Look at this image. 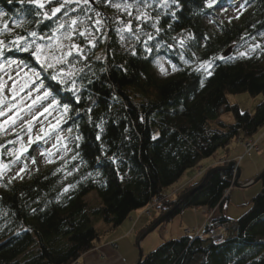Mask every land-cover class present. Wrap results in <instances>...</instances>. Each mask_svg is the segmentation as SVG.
Returning <instances> with one entry per match:
<instances>
[{"label":"trees","instance_id":"trees-1","mask_svg":"<svg viewBox=\"0 0 264 264\" xmlns=\"http://www.w3.org/2000/svg\"><path fill=\"white\" fill-rule=\"evenodd\" d=\"M31 1L0 0V61L39 72L45 66L35 50L56 21L43 18ZM236 1L143 0L152 2L150 15L158 31L129 47L107 36L80 61L71 89L52 80L50 71L37 76L38 86L63 110L62 122L72 140L52 166L18 181L0 179V264L78 263L102 242L95 220L113 230L132 213L149 209L151 219L138 231V242L210 170L233 161L219 160L170 196L188 170L218 150L228 151L239 136L243 142L257 141L264 127V0H240L235 20L215 28L205 24L216 8ZM151 25L147 22L144 31L150 32ZM179 37L189 41L178 47ZM238 48L245 54L237 55ZM158 56L175 67L164 79L153 73ZM206 63L209 70L203 69ZM244 93L262 96L252 113L227 101V95ZM225 112L232 113L233 124L220 121ZM4 140L0 136L2 150L7 148ZM243 155L244 150L237 158ZM235 177L232 171L212 172L163 222L186 210L215 212L206 214L205 222L210 217L213 227L224 228L221 241L183 234L164 240L138 264H264V176L249 209L233 220L227 206ZM93 192L100 203L92 207L86 198Z\"/></svg>","mask_w":264,"mask_h":264},{"label":"rangeland","instance_id":"rangeland-1","mask_svg":"<svg viewBox=\"0 0 264 264\" xmlns=\"http://www.w3.org/2000/svg\"><path fill=\"white\" fill-rule=\"evenodd\" d=\"M31 2L41 10L43 18L55 19L56 22L54 31L48 37L41 39L39 46L35 50L37 61L41 65L43 64L45 68H39V72H35L17 62L8 61L2 63L0 61V136L6 141L4 145H7L5 150H2V146H0V179H4L7 182L18 181L32 172L52 166L70 148L72 138H70L68 130L64 128L65 124L62 122L63 110L61 109L60 112L55 99L51 98V94L41 86H38L36 82L37 76H40V74L48 75L47 72L50 71L52 80L57 81L66 89H71L73 84L70 80L77 76L81 69L80 67H82L80 61L85 59L86 53L90 49L93 50V48L96 49L103 45L107 36H116L129 47L130 42L146 37L148 33L158 31L157 21L150 15L152 2L143 3V0L140 2L92 0V3L89 0H87V3H85V0H32ZM240 3V0H237L234 6L216 8L212 19H205L206 26L215 28L219 23L235 20L240 13ZM39 4H43V8L39 7ZM54 8H60V11L55 15L52 14ZM97 20L100 21V24L96 23ZM147 22L152 24L150 32L144 31ZM1 36L2 30L0 28V51L3 50L4 45ZM18 41L27 47L26 41ZM188 41V38L179 37L177 46L179 47ZM73 45L77 47H73ZM87 47L88 50H86ZM237 52V55L245 54L242 48H238ZM48 65H51V67H48ZM210 67V63L203 65L204 70H209ZM174 71L175 67L163 56L155 58L153 73L156 78L164 79ZM261 100L262 96L251 97L246 93L227 95L229 104H237L241 112H254L256 105ZM220 121L228 125L233 124L232 113L225 112L221 114ZM263 133L264 127L259 131L256 138L259 137L260 140V135ZM243 150V146L235 142L228 151L218 150L213 157L202 161L201 165L204 166L207 162L224 156L226 152H229L230 156L234 152L238 154L243 152ZM259 152L260 148L258 152L252 153L251 156L243 157L244 160L239 163V168L242 169L238 179L239 185L246 186L251 182H246L244 175L251 168L250 160L256 158ZM233 171L235 170L232 169V173ZM193 173V169L188 170L181 180L185 179L187 174L192 175ZM236 174L237 172H235L234 176ZM245 186L236 188L233 185L230 190L231 199L227 206V214L230 219L236 220L242 216L249 209L251 200L261 189L260 182ZM175 188L176 186L168 192L172 197L178 193ZM86 202L92 207L98 206L100 203L94 192L87 196ZM204 212L209 216L215 213L209 211L207 213L206 210ZM199 213L201 215V211ZM149 219H151V214L147 216L142 211L140 213H132L122 225L113 230H109L100 220H95L93 226L105 241L114 239L115 235L113 233L118 231L119 234L124 236V241L118 240L120 255L124 254L123 247L127 244L134 249L136 260H138L140 252L145 256L152 250L146 249L147 245L144 241L158 238V243L162 242L165 239L162 228L171 222L170 220L166 224H161L151 233L144 235L145 237H141L138 243L137 231L140 228L139 226ZM209 220L210 217L206 219V222L204 220L202 225H206L204 229H210L211 231H206L202 234V226L201 228L193 229H198L199 235L197 237L218 243L222 237L218 236V234L223 233L225 237V230L222 227H213ZM129 229L132 231H129ZM133 231L135 234L137 233L136 236L130 235ZM183 233L185 234V230ZM209 234L210 236H208ZM214 235L216 237L213 238ZM143 242L144 248L141 245ZM113 245L115 244H110V247L116 249L117 247L113 248Z\"/></svg>","mask_w":264,"mask_h":264},{"label":"crops","instance_id":"crops-1","mask_svg":"<svg viewBox=\"0 0 264 264\" xmlns=\"http://www.w3.org/2000/svg\"><path fill=\"white\" fill-rule=\"evenodd\" d=\"M263 135V137H262ZM261 139L259 140V137L256 138L258 140L260 152L258 153L259 155L256 158H252L250 160L251 163V168L245 173L244 177L246 178V181H249L259 175L263 170H264V133L260 135ZM243 152L236 154L234 152L229 156V152H226L224 156H221L217 159H214L213 161L207 162L204 166L201 165L197 169H193V174L188 175L185 177V179L179 181L175 186V191H180L186 186L195 183L199 178L204 174V172L211 167H214L215 164L221 160V159H232L230 161H233L238 157V155H242ZM229 156V157H228ZM244 160V159H243ZM204 168V169H203ZM239 168V166H238ZM203 169V170H201ZM198 170L201 172L199 173ZM240 174L242 173V169L239 168ZM251 177V178H250ZM245 183V182H243ZM174 186V187H175ZM231 199V195L229 197V201ZM206 214H198V215H193L191 214L190 210H186L182 212L181 214L177 215V217L173 218L169 224L166 225V227L162 228L164 231V240L172 239V238H178L182 236L184 233L183 231L186 229H193V228H201L203 221L206 218ZM228 216V214H227ZM200 217V218H199ZM149 221V220H148ZM148 221H144V223L139 226L140 228L138 229L141 230L145 225H147ZM137 223V222H136ZM131 229H129L130 231ZM132 231V230H131ZM137 231V233H138ZM135 234L134 231L132 232V235H137ZM115 235L114 239L106 240L102 238V242L99 243L96 248L87 254L83 255L78 263L79 264H136L138 260H136V252L132 247L126 244V246L123 247V253L120 255L119 253V246H118V240L119 241H124V236L119 234L118 231H115L113 233ZM146 236V235H145ZM144 236V237H145ZM137 238V237H135ZM143 240V239H142ZM141 240V241H142ZM158 238L155 239H150L149 241H144L145 244L147 245L146 249H152L150 252L154 251L162 242L158 243ZM144 242L141 243L142 248H144ZM115 244L116 249H112L110 247V244ZM139 243V240H138ZM155 247V248H153ZM149 251V250H147ZM138 259V258H137ZM136 261V262H135Z\"/></svg>","mask_w":264,"mask_h":264},{"label":"water","instance_id":"water-1","mask_svg":"<svg viewBox=\"0 0 264 264\" xmlns=\"http://www.w3.org/2000/svg\"><path fill=\"white\" fill-rule=\"evenodd\" d=\"M117 1H121V2H137V1H140V0H117ZM89 2L92 3V0H89ZM232 169H233V163H229L226 166L216 167L213 170H210L206 174V176L203 179L202 183L198 187L192 189L191 191H189L188 193H186L185 195H183L180 199H178V201L174 204V206L172 207V209L170 211H168L163 217H161L153 226H151L150 229L147 231V233L145 235L151 233L156 228H158L169 217V215L180 205L181 202H183L184 200L188 199L195 192H197L198 190H200L205 185V183L207 182L208 177L212 174V172L217 171V170L232 171ZM236 170H237L236 171L237 174H236V177H235L234 186L236 188H242L245 185H241V184L239 185L238 184V179L240 177V172H239L238 168ZM263 176H264V170L259 175H257L254 179H252L251 182H249L246 186L251 185V184H255V183L259 182L263 178ZM142 256L143 255L140 252L139 257H138V261H137L136 264H138L140 262Z\"/></svg>","mask_w":264,"mask_h":264},{"label":"built area","instance_id":"built-area-1","mask_svg":"<svg viewBox=\"0 0 264 264\" xmlns=\"http://www.w3.org/2000/svg\"><path fill=\"white\" fill-rule=\"evenodd\" d=\"M237 142L239 144L243 145V148H244V155L243 156L249 157V156H251L252 153H255V152L259 151V145H258L257 141L246 140V141L243 142V138L239 137ZM242 158L243 157H239L236 160H233V169L235 170V171H233L234 174L237 171L236 169L238 168V164H239V162L241 161ZM219 164L220 165H226V164L228 165V163H219ZM192 213L196 214L197 210L193 209ZM143 214L149 216L150 215L149 209H146L145 211H143ZM204 226H206V225H204ZM206 231H211V230L210 229H206ZM185 234L189 235L190 237H197L199 235V231H198V229L185 230ZM200 236H201V233H200ZM208 236H210V234ZM218 236H222L221 239H220V241H221L223 239V237H224V234L223 233L222 234L219 233ZM214 237H216V236L214 235L213 238ZM113 248H116V245H113ZM73 264H78V263L75 262Z\"/></svg>","mask_w":264,"mask_h":264},{"label":"snow or ice","instance_id":"snow-or-ice-1","mask_svg":"<svg viewBox=\"0 0 264 264\" xmlns=\"http://www.w3.org/2000/svg\"><path fill=\"white\" fill-rule=\"evenodd\" d=\"M85 3H87V0H85ZM38 6L41 7V8H43L44 5H43V4H39ZM117 7H119V5H117ZM59 11H60V8H54V9L52 10V14L55 15V14H56L57 12H59ZM73 23H75V21H73ZM96 23H97V24H100V21L97 20ZM32 35L35 36L36 33H32ZM81 35H83V33H81ZM73 47H77V46H76V45H73ZM48 67H51V65H48ZM54 78H55V77H54ZM97 138L99 139V137H97Z\"/></svg>","mask_w":264,"mask_h":264}]
</instances>
